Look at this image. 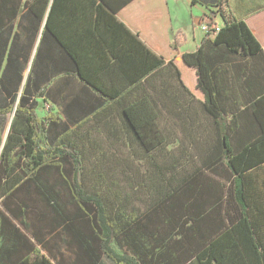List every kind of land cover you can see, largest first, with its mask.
Masks as SVG:
<instances>
[{
	"label": "trees",
	"instance_id": "1",
	"mask_svg": "<svg viewBox=\"0 0 264 264\" xmlns=\"http://www.w3.org/2000/svg\"><path fill=\"white\" fill-rule=\"evenodd\" d=\"M75 1L0 0V264H264V52L249 25L219 10L215 34L164 60L103 3ZM105 31L130 49L104 59ZM160 118L187 140L184 159L155 164L160 187L125 189L111 158L88 183L83 129L152 156L170 143Z\"/></svg>",
	"mask_w": 264,
	"mask_h": 264
},
{
	"label": "crops",
	"instance_id": "2",
	"mask_svg": "<svg viewBox=\"0 0 264 264\" xmlns=\"http://www.w3.org/2000/svg\"><path fill=\"white\" fill-rule=\"evenodd\" d=\"M75 2L68 0L67 7L71 9ZM97 2L103 3L104 9L112 12L129 33L164 60L184 52L195 51L205 35L200 29L202 22L210 18L220 25L224 24L219 10L224 11L226 15L231 14L244 19L264 52V0H97ZM67 16L64 14L63 18L71 28L79 26L78 21L69 22ZM177 31L182 33L183 40L179 49H174L172 41ZM119 33L124 35L122 30ZM130 39L128 36L116 37L113 32L105 31L102 38H98L100 43L106 45L100 54L104 59L113 60L108 46L115 43L117 50L120 49L122 54L121 51L130 49Z\"/></svg>",
	"mask_w": 264,
	"mask_h": 264
},
{
	"label": "rangeland",
	"instance_id": "3",
	"mask_svg": "<svg viewBox=\"0 0 264 264\" xmlns=\"http://www.w3.org/2000/svg\"><path fill=\"white\" fill-rule=\"evenodd\" d=\"M37 100L40 102L38 115L42 117L47 113L49 103L44 102L39 98ZM54 111L57 113V115L62 117V113L60 112L59 108H55ZM202 118L203 117L199 115V117L196 119L198 122L203 123ZM159 124L161 128L166 130L168 141L170 143L167 146L160 148L161 153L153 151L152 156H149L147 152H144L137 141L132 137L128 138L129 142L131 143L130 149H122L120 148L121 146L115 143V140L112 137L110 139L108 138L105 129L98 131V129L95 128L90 136H85L86 130L83 129V131H81V136L77 138V142L78 148L84 153L82 169L86 173L85 178L87 179L88 183L91 185L95 181L93 170H100L101 168L105 167L103 166L105 159L111 158L112 163H110V174H112L113 177L118 178L122 187L125 189H130L129 183H133L135 186H137L139 181L143 182L146 185V188L152 191H155L156 187H160L162 180L165 179V176L169 174L170 171L164 170V174H161L155 164L157 163L159 165L165 166V164L171 163L174 159H184L181 149L187 143V140L184 139L182 132L178 127V123L165 118H160ZM8 126L9 117L0 118V127L3 135L6 133ZM117 157L123 158V160H128L130 165L135 166H125L124 163L115 164ZM122 169L125 170L122 172ZM146 188L141 189L140 195H142V199L145 198ZM101 264L112 263L110 260L103 257Z\"/></svg>",
	"mask_w": 264,
	"mask_h": 264
},
{
	"label": "built area",
	"instance_id": "4",
	"mask_svg": "<svg viewBox=\"0 0 264 264\" xmlns=\"http://www.w3.org/2000/svg\"><path fill=\"white\" fill-rule=\"evenodd\" d=\"M220 26L221 25L216 21L210 20L209 18L205 22L201 23L200 29L205 33L209 31V33L215 34L219 30Z\"/></svg>",
	"mask_w": 264,
	"mask_h": 264
},
{
	"label": "water",
	"instance_id": "5",
	"mask_svg": "<svg viewBox=\"0 0 264 264\" xmlns=\"http://www.w3.org/2000/svg\"><path fill=\"white\" fill-rule=\"evenodd\" d=\"M10 125H11V120L9 121L8 129H10ZM8 129H6V133L4 134L2 143L0 144V151H1L2 145L4 144V141H5V138H6V134H7Z\"/></svg>",
	"mask_w": 264,
	"mask_h": 264
}]
</instances>
